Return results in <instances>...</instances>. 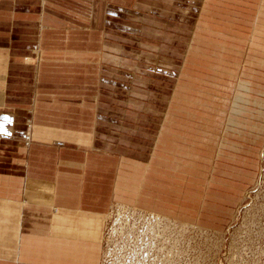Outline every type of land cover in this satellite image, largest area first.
Listing matches in <instances>:
<instances>
[{"label":"crops","instance_id":"crops-1","mask_svg":"<svg viewBox=\"0 0 264 264\" xmlns=\"http://www.w3.org/2000/svg\"><path fill=\"white\" fill-rule=\"evenodd\" d=\"M161 1L170 3L138 0L149 8L181 0ZM217 1L251 20L248 48L258 41L264 53V0ZM123 2L0 0V264H100L116 203L218 228L251 175L260 138L244 127L264 129L260 105L242 107L252 115L243 123L201 128L190 152L180 130H156L152 113L139 114L151 103L105 100L115 57L101 52V36L115 7L131 10Z\"/></svg>","mask_w":264,"mask_h":264},{"label":"rangeland","instance_id":"rangeland-1","mask_svg":"<svg viewBox=\"0 0 264 264\" xmlns=\"http://www.w3.org/2000/svg\"><path fill=\"white\" fill-rule=\"evenodd\" d=\"M202 1L203 5L201 0L189 5L181 0L178 8H149L138 0H124L131 10L115 7L108 14L110 31L106 38L101 36V52L115 57L105 63L110 75L105 100L130 97L151 103L153 112L138 107L139 114L152 113L156 130L162 123L170 133L178 135L180 130L190 152L197 138L205 136L201 128L228 119L243 123L242 117L250 116L243 106L260 105L264 110V100L250 101V94L258 91L264 98L262 43L248 48L251 20L236 19L232 5ZM245 80L252 84L246 87ZM261 117L264 122V113ZM244 128L260 139L251 175L238 181L240 195H235L237 202L221 226L162 214L142 219L140 210L116 203L105 215L100 264H264V129ZM190 164L198 167L194 161ZM109 226L114 233L106 241L103 234Z\"/></svg>","mask_w":264,"mask_h":264},{"label":"built area","instance_id":"built-area-1","mask_svg":"<svg viewBox=\"0 0 264 264\" xmlns=\"http://www.w3.org/2000/svg\"><path fill=\"white\" fill-rule=\"evenodd\" d=\"M28 138H29V135H26L25 137H24V139H25V141L27 142V140H28ZM139 213H140V215L142 216V219H146V216H151V217H153V218H156V217H154L153 216V214L151 213V212H149V211H144V212H140L139 211ZM160 217V216H159ZM158 218V217H157ZM161 218H163L162 216H161ZM164 219V218H163ZM106 220H107V216H106V218H105V223H106ZM106 226V225H105ZM110 229V230H109ZM137 229H138V227H137ZM114 232H112V228L109 226V228L107 229V228H105V230H104V234H103V236H104V240H110L109 238H110V235L111 234H113ZM115 242V241H114ZM108 249H110V248H108ZM108 251V250H107Z\"/></svg>","mask_w":264,"mask_h":264},{"label":"bare ground","instance_id":"bare-ground-1","mask_svg":"<svg viewBox=\"0 0 264 264\" xmlns=\"http://www.w3.org/2000/svg\"><path fill=\"white\" fill-rule=\"evenodd\" d=\"M139 212V211H138ZM144 212V211H143ZM153 214V213H152ZM154 215V217H159L160 215L159 214H153ZM163 221V220H162ZM114 231H115V229H114ZM109 241V240H108ZM224 247H225V245H224Z\"/></svg>","mask_w":264,"mask_h":264}]
</instances>
